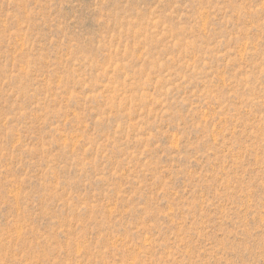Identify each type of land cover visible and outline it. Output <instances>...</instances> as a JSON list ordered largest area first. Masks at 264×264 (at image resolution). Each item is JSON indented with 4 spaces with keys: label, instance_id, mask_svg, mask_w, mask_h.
<instances>
[{
    "label": "rangeland",
    "instance_id": "obj_1",
    "mask_svg": "<svg viewBox=\"0 0 264 264\" xmlns=\"http://www.w3.org/2000/svg\"><path fill=\"white\" fill-rule=\"evenodd\" d=\"M0 264H264V0H0Z\"/></svg>",
    "mask_w": 264,
    "mask_h": 264
}]
</instances>
